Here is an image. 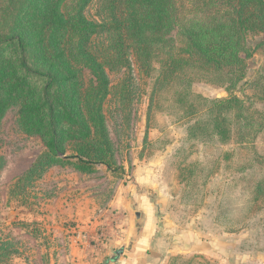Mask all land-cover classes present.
I'll return each instance as SVG.
<instances>
[{
	"label": "rangeland",
	"instance_id": "1",
	"mask_svg": "<svg viewBox=\"0 0 264 264\" xmlns=\"http://www.w3.org/2000/svg\"><path fill=\"white\" fill-rule=\"evenodd\" d=\"M211 1L174 0L175 24L158 39L159 57L148 64L127 39V62L116 60L120 0L83 5L82 16L99 26L88 39L55 19L31 29L43 42L30 64L47 67L64 50L79 88L69 106L79 102L80 109L69 121L61 115L66 130L52 158L39 125L21 123L24 104H6L0 119V264H111L151 228L162 241L158 253L145 255L151 264L196 256L210 264H264V45L258 47L264 32L248 37L253 56L234 90L199 72L173 79L178 70L163 67L169 48H181L180 29L204 16ZM79 2L62 0L60 14L71 16ZM227 4L216 2L210 14L233 10ZM24 5L0 0V43ZM79 43L105 69L108 83L94 103L87 102L94 75L73 56ZM32 82L34 97L44 95L58 108L66 103L62 89ZM5 86L0 81V100ZM190 90L207 101L239 98L254 126L240 133L234 126L242 123L232 114L231 138L221 142L211 132L212 117L189 116L180 101ZM197 122L201 127L190 133ZM84 151L111 168L78 166ZM148 202L155 217L145 228L140 203ZM100 248L101 256L94 252Z\"/></svg>",
	"mask_w": 264,
	"mask_h": 264
},
{
	"label": "trees",
	"instance_id": "2",
	"mask_svg": "<svg viewBox=\"0 0 264 264\" xmlns=\"http://www.w3.org/2000/svg\"><path fill=\"white\" fill-rule=\"evenodd\" d=\"M61 1L26 0L25 8L17 13L12 29L0 43V81L8 85L5 86L8 88L6 98L0 100V119L7 103L16 100L22 102L25 107L22 111L21 123L30 127L39 125L52 158L58 155L57 148L66 130L61 123V115L65 121H69L76 116L74 111L80 109L79 102H71L69 106L68 99L78 96L79 88H75L77 76L68 64L64 50H59L53 57L54 61L47 67L30 64L31 53L41 50L40 45L43 42V38L35 37L31 29L49 19H55L71 26L78 34L84 32L85 38L88 39L96 34L99 28L82 16L83 5L89 0H80L81 6L76 5L74 13L66 17L59 12ZM216 2L228 3L227 5L233 10L218 15L210 14L209 9H213ZM120 8L123 15L118 23L121 32L118 34L120 48L117 49V62L120 63V60L127 62L126 50H124L125 39L133 45L137 55L147 64L152 59L158 58L159 55L155 53L161 44L158 39L175 24L174 0H120ZM23 15L26 17L25 20L22 19ZM180 32L183 38L180 42L181 48H169L170 53L168 52L167 62L163 66L167 71H172V74L178 70L171 77L174 76L175 79L184 76L185 71L199 72L213 75L218 81L224 82L230 90H234L246 78L247 63L253 56V50L247 44L248 37L264 32V0L211 1L206 6L205 15L191 19L180 29ZM263 45L264 42L258 47ZM73 56L84 63L94 75L97 85L92 89L91 96L87 100L94 103L108 83L105 69L81 43L78 44V53ZM140 63L145 65L144 62L140 61ZM33 73L39 77L37 76V79L33 77L32 81H42L54 89H62L60 91L67 98L66 103L58 108L59 103L58 106L53 101L47 103L44 95L34 97L32 88L34 84L31 81ZM189 88L191 89V86ZM180 101L189 116L198 119L211 116L213 120L211 132L223 143L231 138L227 125L232 114L234 120L242 123L239 127L234 126V129L240 133L247 132L251 126H254L251 118L243 110V101L234 96L207 101L203 96L194 94L190 90L183 94ZM197 102L202 105L201 108ZM200 127V122H197V125L190 129V133L194 131L195 134ZM204 129L202 127L199 131ZM88 153L81 152L80 155H84L76 159L78 166L84 168L87 164L94 166L101 164L111 168L108 160H97ZM202 260L200 256L191 259L173 258L170 264H210Z\"/></svg>",
	"mask_w": 264,
	"mask_h": 264
},
{
	"label": "crops",
	"instance_id": "3",
	"mask_svg": "<svg viewBox=\"0 0 264 264\" xmlns=\"http://www.w3.org/2000/svg\"><path fill=\"white\" fill-rule=\"evenodd\" d=\"M142 207L144 206L145 208L143 209V220L144 222H146V226L145 228H147V225H151L152 220L155 217V213L152 209L150 202L145 203V204H141ZM147 206V207H146ZM142 218V217H141ZM144 228V229H145ZM152 229V228H151ZM148 231H142L140 236H138L137 241H135L133 243V247L129 250H125V252L123 253V256L120 257L118 260H112L111 264H151L149 263L148 258L145 255H149L150 253L153 254L157 251L158 253V246H160V243H162L161 239L157 236H153L152 230ZM152 236H150V235ZM152 237L154 239H152ZM154 249V250H153ZM155 251V252H153ZM96 253V255H98L100 253V256L103 253V249H97L96 251H94ZM105 257V256H104ZM201 257V256H200ZM179 258V257H178ZM183 258V257H181ZM98 259V258H96ZM185 259V258H183Z\"/></svg>",
	"mask_w": 264,
	"mask_h": 264
}]
</instances>
